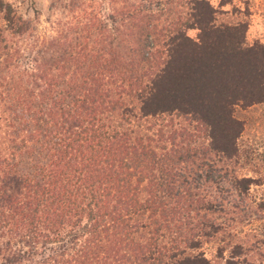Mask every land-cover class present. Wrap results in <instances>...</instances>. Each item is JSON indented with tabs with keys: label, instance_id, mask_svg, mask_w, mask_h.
<instances>
[{
	"label": "trees",
	"instance_id": "16d2710c",
	"mask_svg": "<svg viewBox=\"0 0 264 264\" xmlns=\"http://www.w3.org/2000/svg\"><path fill=\"white\" fill-rule=\"evenodd\" d=\"M231 2L53 0L66 21L39 38L0 0V264H254L241 240L200 250L238 208L217 167L235 108L264 102Z\"/></svg>",
	"mask_w": 264,
	"mask_h": 264
},
{
	"label": "rangeland",
	"instance_id": "374dc122",
	"mask_svg": "<svg viewBox=\"0 0 264 264\" xmlns=\"http://www.w3.org/2000/svg\"><path fill=\"white\" fill-rule=\"evenodd\" d=\"M8 1L24 18L31 20L35 36L49 38L55 34L57 25L66 21L61 9L51 8L53 0ZM218 1L211 0V3L217 6ZM236 8L241 11L247 8L249 12L246 17V43L264 44V0H232L231 4L221 8L227 10L228 15H219L218 20L245 19L236 13ZM187 33L195 37L196 30L190 29ZM234 116L242 123V131L236 139L237 152L229 159L221 158L217 167L222 169L221 174L227 175V181L219 184V195L232 200L238 208L232 215L234 221H231V227L219 233L217 239L203 243L200 250L208 260L220 263V260L230 259L231 247L241 240L248 249L235 260L246 259L254 264H264V102L245 108L238 106ZM242 179L249 180L248 187L234 189L236 181ZM230 183H233L232 186L228 185ZM226 188L229 190L226 191Z\"/></svg>",
	"mask_w": 264,
	"mask_h": 264
}]
</instances>
